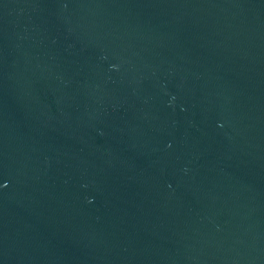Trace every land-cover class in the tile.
Wrapping results in <instances>:
<instances>
[{
  "label": "water",
  "instance_id": "obj_1",
  "mask_svg": "<svg viewBox=\"0 0 264 264\" xmlns=\"http://www.w3.org/2000/svg\"><path fill=\"white\" fill-rule=\"evenodd\" d=\"M0 264H264V0H0Z\"/></svg>",
  "mask_w": 264,
  "mask_h": 264
}]
</instances>
